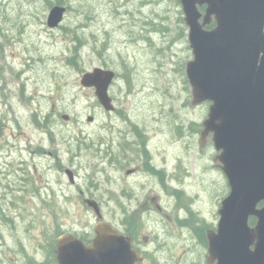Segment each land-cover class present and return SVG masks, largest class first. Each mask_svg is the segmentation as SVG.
Segmentation results:
<instances>
[{
    "label": "rangeland",
    "instance_id": "374dc122",
    "mask_svg": "<svg viewBox=\"0 0 264 264\" xmlns=\"http://www.w3.org/2000/svg\"><path fill=\"white\" fill-rule=\"evenodd\" d=\"M55 1L0 0V170L17 180L0 204V264H57L59 235L93 231L83 198L110 225L134 227L150 262L205 264L197 225L215 218L224 176L211 141L199 146L209 104H190L192 53L177 0H62L63 22L51 30ZM93 68L115 73V114L80 86ZM134 130L140 159L129 150ZM169 173L181 199L145 195ZM183 206L195 220L178 221L190 217Z\"/></svg>",
    "mask_w": 264,
    "mask_h": 264
},
{
    "label": "water",
    "instance_id": "95a60500",
    "mask_svg": "<svg viewBox=\"0 0 264 264\" xmlns=\"http://www.w3.org/2000/svg\"><path fill=\"white\" fill-rule=\"evenodd\" d=\"M179 1L192 53L185 66L190 104L210 103L199 146L202 149L211 139L218 152L215 161L230 186L218 210L216 232H206V263L264 264V205L257 207L264 202V0ZM201 6L203 13L198 10ZM65 12L63 6H53L47 27L57 28ZM212 20L215 27L206 30ZM114 77L111 70L93 68L79 80L82 88L94 89L106 112L114 110L108 93ZM65 174L72 183L71 171ZM84 203L96 216L94 237L86 245L72 234L59 236L57 264H137L140 258L130 238L102 220L94 200ZM250 217L256 219L252 227Z\"/></svg>",
    "mask_w": 264,
    "mask_h": 264
},
{
    "label": "flooded vegetation",
    "instance_id": "af4514ba",
    "mask_svg": "<svg viewBox=\"0 0 264 264\" xmlns=\"http://www.w3.org/2000/svg\"><path fill=\"white\" fill-rule=\"evenodd\" d=\"M177 2H178V5L181 8L180 1L177 0ZM65 9L67 10V8H65ZM204 9H205V6L198 7V10H199L200 13H203L204 12ZM181 12H182V8H181ZM200 21H201V19H200ZM214 27H215V22H214V20H212L209 24L205 25L204 28L206 30H211ZM263 31H264V27H263ZM112 102H113V99H112ZM114 112H115V109L112 111V113H114ZM134 131H136L137 137L140 139V141L137 138V140L132 144V146L129 148V150L131 151V153L134 156H136L138 159H140L141 158V149L139 150L138 148H134V147L135 146L141 147V145L144 146L145 143L142 140V135L143 134L141 133V131L140 130H134ZM208 141H211V139L209 138ZM142 153L143 154H148V149L147 148H143ZM0 159H2V157H0ZM213 162H217L218 163V167L220 169V162L219 161H215V158L213 159ZM144 168H145V170H143V171L145 172L146 179H147V178L151 177V175H149L150 170L145 166V164H144ZM156 170L157 171H162V169H156ZM134 173H135V170L132 169V170H130V174L129 175H132ZM222 174H223V172H222ZM15 176H16V174L15 175L6 174V173H4V171H1L0 170V204L1 203H5L6 204L5 197L4 196L6 194L7 188H10L12 185L15 188L17 187V180H16ZM223 176H224V179H223V196L220 197V201L218 203V208L216 210L215 218L214 219L212 218L213 221H211V224H207V223L202 224L204 222V220L203 219H200L199 220L200 221V225H197L198 226L197 228L199 230V233L198 234L200 236L199 240H200L201 244H204V246L206 245V248L207 249H208V241H207L206 232L207 231H214V232H216L217 226H218V222H219V215H218L219 207L221 205L222 200L225 197H227L229 195V193H230V186H229L228 180H227V178L225 177L224 174H223ZM155 177L156 176H154L152 178H155ZM2 180H4V181H2ZM73 183H74V180H73V182L71 184H73ZM179 183L180 182L177 180V178L175 177V175L173 173H169V174H167V178H166V180L163 183L166 186L158 187V188H153V189L151 187H148L146 189L145 195H150L152 193H153L152 195L154 197H160V194H162V196H165V197H169V196L175 195V197L177 199H181V197L183 196L184 193L181 190V186H180ZM146 184H147L146 181H144L142 183V188H140L141 191H142L143 187H145ZM80 194L82 195V193H80ZM85 199H89V198H83V200H82L83 201V204H85L84 203V200ZM263 205H264V202H260L257 205V207L258 208H261ZM183 207L186 208V210L184 211V213L185 214H189L190 217L189 218L187 217V218H184V219H178V221L187 220V222L189 223V222L195 220V218H194L196 216L195 215V212L193 210H191V209H188V206H183ZM255 222H256V219L253 218V217H250L249 220H248V225L252 227V226L255 225ZM181 225L184 226L183 224H181ZM113 228L116 229L120 234H122V235L130 238V240H131V247H132L133 250H135V251L138 252V255H139V258H140V260L137 262V264H156V263L150 262V260L147 257L148 256L147 254H143V252H144L143 251V247L146 246V244L144 246L141 245V242L137 238V233L134 232V227L119 228V227L113 226ZM68 234H70V233H68ZM61 235H63V234H61ZM74 236H76V235H74ZM93 236H94V233L92 231L91 234L84 233V235H82V236H76V237L78 239H80L81 241L84 240L82 242L87 245V244H90L91 243V240H92ZM205 242H206V244H205ZM55 246H56V241H55ZM206 258H207V255L205 256V264H207L206 263ZM54 260L56 262L55 249H54Z\"/></svg>",
    "mask_w": 264,
    "mask_h": 264
},
{
    "label": "trees",
    "instance_id": "16d2710c",
    "mask_svg": "<svg viewBox=\"0 0 264 264\" xmlns=\"http://www.w3.org/2000/svg\"><path fill=\"white\" fill-rule=\"evenodd\" d=\"M49 3H50V2H49ZM62 3H63L62 0H56L54 4L60 6V5H62ZM50 5H52V3H50ZM52 6H53V5H52ZM76 41H79V40H76ZM75 46H76V45H75ZM74 48H75V52H76V51H77V50H76V47H74ZM82 241H84V240H82Z\"/></svg>",
    "mask_w": 264,
    "mask_h": 264
}]
</instances>
